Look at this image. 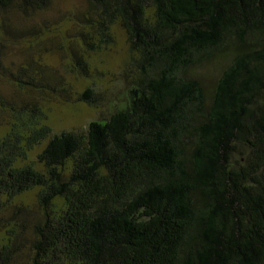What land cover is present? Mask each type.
Here are the masks:
<instances>
[{
    "label": "trees",
    "instance_id": "16d2710c",
    "mask_svg": "<svg viewBox=\"0 0 264 264\" xmlns=\"http://www.w3.org/2000/svg\"><path fill=\"white\" fill-rule=\"evenodd\" d=\"M87 2L86 46L126 34L127 102L54 134L0 96V264H264V0ZM222 58L209 92L196 70Z\"/></svg>",
    "mask_w": 264,
    "mask_h": 264
},
{
    "label": "rangeland",
    "instance_id": "374dc122",
    "mask_svg": "<svg viewBox=\"0 0 264 264\" xmlns=\"http://www.w3.org/2000/svg\"><path fill=\"white\" fill-rule=\"evenodd\" d=\"M91 12L87 0H51L44 11L0 7V96L17 107L38 105L50 117L54 134L84 132L91 122L108 119L127 102L126 73L130 53L126 34L116 27L112 40L101 48L86 46L80 34ZM97 42V41H96ZM228 58L196 70L210 92ZM21 68L28 70L35 86L19 89L13 80ZM22 73V72H21ZM22 80L30 81L23 74ZM87 89L98 95L97 106L81 101ZM6 116L0 113V123ZM48 141L31 154L36 160ZM35 194L27 196L31 211L36 210Z\"/></svg>",
    "mask_w": 264,
    "mask_h": 264
}]
</instances>
